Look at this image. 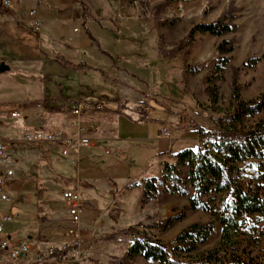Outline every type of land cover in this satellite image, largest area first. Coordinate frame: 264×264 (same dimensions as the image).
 Masks as SVG:
<instances>
[{
    "label": "crops",
    "instance_id": "crops-1",
    "mask_svg": "<svg viewBox=\"0 0 264 264\" xmlns=\"http://www.w3.org/2000/svg\"><path fill=\"white\" fill-rule=\"evenodd\" d=\"M2 1L0 63L9 71L0 74V142L7 145L9 159L0 163V175L10 170L12 176L3 175L9 199L0 203L11 201L14 214L8 215L12 218L9 223L20 227L4 226L3 238L9 249L28 248L16 262L4 264H27L44 256L50 247L59 249L70 242L67 204L61 196L65 190L78 192L85 205L79 224V250L85 257L67 255L63 261L49 258L37 264H89L95 258L112 256L119 259L132 238H105L152 218L145 208L152 210L154 201L141 208L142 183L159 177L163 164H174L182 148L181 143L179 147L176 142L169 143L171 138L160 136L164 124L157 121L152 105L163 99L194 108L190 83L201 72L186 76L182 68L198 61L201 65L207 58L190 54L184 50L188 47L176 49L188 33L174 48L161 53L160 29H173L180 18L166 16L168 13L159 17L166 4L174 12L186 9L191 2L9 0L11 7L7 8ZM34 21L39 23L36 32L30 25ZM205 36L196 35L195 42ZM71 53L74 62L66 59ZM57 55L89 69L66 68ZM162 89L172 90L179 101L167 98ZM76 104L92 108L74 115L71 108ZM96 105L100 110L93 109ZM178 125L171 127L174 135ZM182 128L187 129L185 125ZM33 130H58L65 140L74 141L75 147L22 144L23 132ZM80 140L88 146L78 145ZM57 154L69 155L75 165V177L66 184L54 170ZM29 170L38 171L37 177L35 172L26 175ZM131 184L135 187L125 189ZM33 194L37 196L35 206L29 199Z\"/></svg>",
    "mask_w": 264,
    "mask_h": 264
},
{
    "label": "trees",
    "instance_id": "trees-1",
    "mask_svg": "<svg viewBox=\"0 0 264 264\" xmlns=\"http://www.w3.org/2000/svg\"><path fill=\"white\" fill-rule=\"evenodd\" d=\"M127 1L133 4L136 0ZM167 1L197 0L164 2ZM233 11L230 7L214 22L193 25L176 49L191 47L196 35L218 39L235 33ZM233 49L229 40L217 44L216 64L204 80L209 105L217 114L212 120L215 130H205L190 120L200 147L179 152L174 164H163L160 176L145 180L141 186V208L165 193L186 197L187 210L203 212L212 220L188 226L168 244L145 230L159 228V225L138 224L109 235L105 240L124 236L133 240L123 257L114 264H129L136 259L154 264H264V93L254 99H243L238 84L239 73L244 68H253L260 58L247 61L242 68L231 69V109L226 114L216 110L222 99L220 84L224 81L223 74ZM56 59L75 71L89 69L85 64L70 63L60 55ZM202 67L184 65L182 72L194 76ZM183 84L186 86L185 79ZM133 187L135 185L131 184L125 189ZM181 218L182 214L169 220L167 228ZM216 224L220 228L218 240L213 247L205 249ZM71 250L54 249L51 258L63 261Z\"/></svg>",
    "mask_w": 264,
    "mask_h": 264
},
{
    "label": "rangeland",
    "instance_id": "rangeland-1",
    "mask_svg": "<svg viewBox=\"0 0 264 264\" xmlns=\"http://www.w3.org/2000/svg\"><path fill=\"white\" fill-rule=\"evenodd\" d=\"M166 5L167 7L169 6V4ZM167 7L161 8L159 10V17H163V15H165L166 13H168V15L166 14V16H171V14H173V18L179 17L180 22L173 29L167 28L168 26L165 28L161 27V53H166L170 50L169 48H174L181 39L186 37L187 33L190 31L193 25L198 23L214 22L218 20L227 10H229L230 7L234 8L233 14L235 16V19L233 22L237 26L235 33L225 35L224 37L218 39H212L209 37V35L200 37V39L197 40V42H195L192 47L184 49L186 51L188 50L190 54L191 52H194L197 55H201V57L204 56L205 58H207L205 59L204 63L201 64L203 65L200 71L201 75L197 78L192 79V82L190 83V89L193 93V103H191V105L195 108V112L194 108L193 110H189L187 104L183 106L175 102H169L166 100L163 101V99H160L161 101H159V103L152 105L153 112L155 113V115H158L155 117L159 118L157 121L164 124V127L160 130V136H164L162 133L164 130L168 134V138H171L169 140V143L176 142V145H179L178 143H181L180 145L182 146V148H179L181 149L179 152L183 151L184 148L196 150L200 147V140L190 127V120H194L205 130H215L212 120L217 117V114L215 113L214 108L210 107L209 105L208 97L204 90V80L205 77L213 69L212 66L216 64V46L219 41H232L234 49L232 54L230 55L229 65L225 69L223 74L224 81L220 84V94L222 95V99L216 110H218L220 114H226L230 111L231 69L242 68V65L249 60L260 58L259 62L253 68H244L239 73L238 84L241 88V97L243 99L250 100L264 93V0H197L191 2V4H189L186 9L184 7L178 10H174V12L170 7ZM66 59L68 61L74 62L75 55H73L72 53L69 55L67 54ZM193 59L197 61L201 58L193 57ZM200 62L201 61H198V63L194 62V65H200ZM162 92L163 94L167 93V98L172 96L170 100L179 101L176 96V98H174L172 90L170 91L169 89H166L165 91L162 89ZM182 112L183 114H185L184 116L181 115ZM185 112L190 114L191 117H188ZM180 118L181 121H179ZM175 123H179L180 125H178V130L174 135L171 131V127L172 125H175ZM183 125L186 126V130L182 128ZM153 128H155L156 130V128H158V123L154 125ZM180 145L179 147H181ZM8 159L9 155L7 154L6 160L8 161ZM71 159L72 158H70L69 155L62 156L61 154H57L56 156H54V170L56 171V173L58 172L60 175H62L59 176V179L63 181V184L68 183L70 179H73L75 177V165L74 163H72ZM31 172L35 171L29 170L26 175H30ZM37 173L38 171L35 172L36 177L38 175ZM7 198L9 199L8 196ZM29 199L31 204L35 206L37 196L33 194V197H29ZM151 202H149L148 204H150ZM10 205L11 201L0 203V217L8 215L12 216L14 214V212L10 209ZM186 207V197L161 193L154 200L152 210L147 209V207L145 208V211L151 214L152 218H146L145 224L139 225H159V228H150L145 230L152 237H155L164 244H168L188 226L194 223H204L212 220V217L208 214L200 211L190 212L186 209ZM181 214L182 218L170 224V226L167 228L169 220H172L174 217L181 216ZM17 222L20 224V219H18ZM13 223L5 225V228H9L12 225H16L18 228H20L19 225ZM140 229L141 228H139V230ZM219 232L220 228L218 224H216L215 231L211 236L209 242L207 243L205 249H209L216 244L219 237ZM88 246L89 245L85 247L87 248V250L89 248ZM115 253H119V251ZM84 257L85 255L80 258H76L81 259ZM113 257L114 256L109 257L105 260H102L101 258H95V260L91 259L92 261L89 264H114L115 262H117V260L122 258L120 257L119 259H117L116 257ZM129 264L147 263L136 259Z\"/></svg>",
    "mask_w": 264,
    "mask_h": 264
},
{
    "label": "built area",
    "instance_id": "built-area-1",
    "mask_svg": "<svg viewBox=\"0 0 264 264\" xmlns=\"http://www.w3.org/2000/svg\"><path fill=\"white\" fill-rule=\"evenodd\" d=\"M2 5L9 8L11 7L9 0H3ZM30 16L33 15V13L29 14ZM31 27L38 31L39 29V23L38 22H32ZM91 106H85L81 104H76L72 106L71 112L74 115H79L80 112L84 109H91ZM94 110L98 111L100 110V106H94ZM17 114H12L11 117H16ZM163 135L168 137V134L163 130ZM21 143L24 145H36V144H61L65 147H75V142L71 140H65L63 138V135L60 131L54 130V131H46V130H33V131H25L23 132L21 136ZM65 144V145H64ZM88 146L89 143H87L85 140H80L78 142V145ZM7 145L3 142H0V163H4L7 159ZM63 155H66V150H63ZM5 175L6 177L12 176V171L6 170L3 171V174L0 175V201H7L8 198L4 191V185H5ZM62 199L67 204V212H68V221L70 223V226L67 228L66 233L70 238V242H67L64 244L59 250L63 251L66 248H71L69 255L72 257H82L85 252L79 250L80 248V242H81V232L79 228V224L81 221L82 214L84 212L85 205L81 201V198L75 190H65L61 194ZM12 221V218L10 216H2L0 217V264H4L5 262L13 263L16 262L21 254H26L28 252V248L26 245L21 246L20 248H8V242L3 238L4 235V226ZM55 248H49L44 256L36 257L34 261H30L27 264H37L40 263L44 259H49L52 256L53 250ZM7 253L6 257H3L2 254Z\"/></svg>",
    "mask_w": 264,
    "mask_h": 264
},
{
    "label": "water",
    "instance_id": "water-1",
    "mask_svg": "<svg viewBox=\"0 0 264 264\" xmlns=\"http://www.w3.org/2000/svg\"><path fill=\"white\" fill-rule=\"evenodd\" d=\"M9 71V68L5 65V63H0V74L6 73Z\"/></svg>",
    "mask_w": 264,
    "mask_h": 264
}]
</instances>
